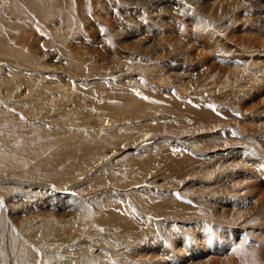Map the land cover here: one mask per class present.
<instances>
[{"label": "rangeland", "instance_id": "obj_1", "mask_svg": "<svg viewBox=\"0 0 264 264\" xmlns=\"http://www.w3.org/2000/svg\"><path fill=\"white\" fill-rule=\"evenodd\" d=\"M81 2L88 6L85 15ZM254 3L264 9V0H68L61 2L67 23L61 33L28 8L36 19L31 25L22 4L20 12L15 0H0V36L14 50L36 57L32 66L0 57V264H45L47 256L59 252L61 258L51 264H223L224 259L264 264L258 252L245 259L248 233L256 226L242 232L238 216L252 209L254 200L264 199L260 138L248 131L243 136L236 128L233 135L230 124H223L236 141L222 151L196 146V141L187 149L167 143L172 135L195 134L194 121L184 120L185 100L203 105L198 97L204 96L218 110L231 108L233 101L221 96L234 85L232 69L241 66L240 75L246 65L264 69L263 56L235 47L225 65L229 75L223 78L197 79L183 62L188 54L220 57L238 35L262 33L260 23H247L252 10L245 8L249 13L244 17L236 14ZM234 8L240 11L232 12ZM101 21L108 23L107 32ZM14 75L19 79L8 85L6 78ZM257 98L256 104L263 102L264 94ZM253 105L240 99L239 114L252 120L243 118V127L264 125L263 109ZM152 121L154 125L139 129ZM185 124L189 127L183 128ZM169 160L181 167L197 164L193 172L171 179L174 173L162 171L166 165L165 171L170 169ZM244 178L249 181L242 185ZM151 181L155 188H150ZM167 190L177 192L176 201L165 196ZM245 196L250 198L245 201ZM124 198L153 234L164 236L161 246L155 245L152 233L139 235L146 238L144 243L115 242L127 235L121 224L131 219L119 206ZM185 198L192 200V209L181 204ZM222 199L229 201L227 207ZM223 210L236 213L231 218L236 223L222 227ZM221 228L233 243L221 242ZM209 230L214 232L211 242ZM86 234L96 238L85 250ZM166 241L175 246L169 256L163 251V242L169 247Z\"/></svg>", "mask_w": 264, "mask_h": 264}, {"label": "bare ground", "instance_id": "obj_2", "mask_svg": "<svg viewBox=\"0 0 264 264\" xmlns=\"http://www.w3.org/2000/svg\"><path fill=\"white\" fill-rule=\"evenodd\" d=\"M23 1H25L26 3L24 4L23 2L22 3H19V2H21L20 0H15V3H16V6H14V7H17L16 9H19V11L21 12V9H25L26 11H27V9L29 8V9H31V11H34V13H37V16L39 17V19H41L43 22L44 21H47L46 20V17H45V15H43L41 12V10L40 9H37L35 6H39V7H43L44 6V4H43V2L44 1H42V0H36L35 1V3H34V0H23ZM41 1V2H40ZM68 0H66V1H64V0H62L61 2L64 4L65 2H67ZM3 2V1H2ZM50 1H48V3H49ZM13 3V2H12ZM52 2H50V4H51ZM219 3V2H218ZM3 4V3H2ZM23 6H22V5ZM81 6H80V9L82 8V14H84L85 15V12H83V11H86V9L88 8V6H87V4H85V3H83V2H81ZM14 5V4H13ZM60 4L59 3H57V6L56 7H58ZM65 5V4H64ZM214 5H216V3L214 4ZM23 8H22V7ZM34 6V7H33ZM61 6V5H60ZM90 6V5H89ZM247 6V5H246ZM71 7V6H70ZM241 7H243V10L241 11V13L240 12H237L236 14H237V16H242V17H244V16H246V14H247V9H249V11L250 10H252V13H250V14H252V15H250L251 16V18H252V21L250 20V22H247V23H250L251 24V22H253V21H256V22H258V23H260L259 24V30H262V33H263V35H262V33L261 32H259V31H257V33H254V35H250V36H244L243 34L242 35H238V37L237 36H235V37H237V38H235V40H236V42L234 43L235 45H233V46H231V45H228V50L226 49L225 51H223L222 50V53H221V58L219 57V56H217L216 57V55L215 56H205L204 54H207L206 52H203V53H201V54H199V55H196V56H194V55H189L188 54V57H185L184 58V64L185 65H187L188 67H189V69H194V72L196 71V75H195V78H197V79H199V78H204V77H210V76H213V75H216V76H214V77H219V75H221V77L223 78V76L224 75H229L228 73V71L230 70V69H228L227 68V66L225 67V65H228L229 63H228V59H230L229 57H230V55H231V50H238L239 49V51L240 50H245L246 51V49H247V54H250V52L251 53H256L257 54V56H263L264 57V37H262V36H264V9H263V7H262V5L260 6L259 4H253L252 5V8L250 7H245V6H241ZM5 8V7H4ZM53 8V7H52ZM101 8H103V7H101ZM245 8H247V9H245ZM64 9V8H63ZM255 9H259V10H256L255 11ZM24 10V12H25V19L27 20V21H30V23H31V25H33V21H36V19H35V17H34V15H31L30 14V10L29 11H25ZM44 10V9H43ZM46 10V9H45ZM219 10V9H218ZM39 11V12H38ZM107 11H109V10H107V5H105V8L103 9V12H107ZM235 11H240L239 10V8L237 9V8H234L233 9V11L232 12H235ZM259 11H262V12H259ZM45 13L47 12V11H44ZM102 12V13H103ZM227 12L229 13V12H231V9H228L227 10ZM9 13V12H8ZM249 13V12H248ZM108 14V13H107ZM231 14V13H230ZM233 14V13H232ZM49 15V14H48ZM86 15H87V12H86ZM109 15V14H108ZM234 15V14H233ZM232 15V16H233ZM16 17V16H15ZM19 17V16H18ZM235 17V16H234ZM238 17V18H239ZM249 17V16H248ZM3 18V17H2ZM37 18V17H36ZM89 18V17H88ZM222 18V17H221ZM220 18V19H221ZM247 18V17H246ZM250 17H249V19H251ZM23 19V18H22ZM87 19V18H86ZM5 20V19H4ZM20 20V19H19ZM233 18L231 19V20H229L230 22H233ZM237 21V20H236ZM21 22V21H20ZM102 22V31L103 32H105L108 28V23H105L104 21H101ZM243 22V21H242ZM46 23V22H45ZM238 23V22H237ZM245 23V22H244ZM107 24V25H106ZM254 24V23H253ZM257 24V23H256ZM30 25V24H29ZM248 25V24H247ZM104 27L106 28V30L104 29ZM219 27V26H218ZM249 27V26H248ZM256 28H257V26H256ZM0 30H1V28H0ZM243 30V29H242ZM242 30H240L241 32H243ZM216 31V30H215ZM239 31V30H238ZM107 32V31H106ZM224 32H226V34H227V31H224ZM229 32V31H228ZM250 32V31H249ZM2 33V32H1ZM5 34V33H4ZM103 34H105V33H103ZM224 34V33H223ZM226 34H224L225 35V37H226ZM251 34H252V32H251ZM223 35V36H224ZM229 35V34H228ZM231 36V35H230ZM253 36V37H252ZM224 37V38H225ZM197 38V37H196ZM233 38V37H232ZM9 40V39H8ZM7 39H4V37H2V36H0V57H4V58H7V59H10L11 61H17V62H19V63H22V64H24L25 66H32L34 63H33V58H36V57H34V56H32L31 54L30 55H28V54H24V53H21V52H18V51H16V50H14L12 47H10V45H9V41H8ZM225 40V39H224ZM227 42V41H226ZM194 43H196V42H194ZM231 43V42H230ZM223 44V43H222ZM197 45V44H196ZM226 45V46H227ZM225 46V45H224ZM183 47V46H182ZM191 47V46H190ZM202 47V46H201ZM204 47V46H203ZM236 49H235V48ZM181 48V47H180ZM194 49V48H193ZM184 51V50H183ZM195 51V50H194ZM187 52V51H186ZM36 54V53H35ZM182 55V54H181ZM256 56V57H257ZM255 60V59H254ZM245 61V60H244ZM247 61V60H246ZM253 61V60H252ZM258 61V60H257ZM213 62V63H212ZM260 62V61H259ZM33 63V64H32ZM218 63H221V68L219 67V64ZM239 63V62H238ZM195 64V65H194ZM198 64H199V67H197L198 66ZM200 64L202 65V66H200ZM245 64V63H244ZM247 64V63H246ZM249 64V63H248ZM257 64V63H256ZM263 64V63H262ZM186 66V67H187ZM229 66V65H228ZM247 67L249 66V65H246ZM238 67H240L241 68V66H238ZM247 67H244V70H243V73H241L242 75H240V72L238 71V70H234L235 68H233L232 70H233V74H231V76L234 78V80H235V82H234V85L231 87V89L227 92V90H225V92H224V94H223V96H221L222 98L223 97H228L229 99H231V101H233V107H231V108H227V109H221V110H218V109H216L214 106H213V104H212V101H214V100H207V99H203V97H198V96H196V97H198V98H201V101L204 103L203 105H199V103L197 102V101H195V100H193V99H189V100H185V103H187L188 104V106H187V109L189 110H186L185 111V113H184V117L186 118H184V120L185 121H189L190 120V118L194 121L193 123L195 124V126H196V129H194V131L193 132H195V134L194 133H192V134H188V135H184L183 133L181 134V135H179V136H177V135H172V136H170L169 137V139H168V142L167 143H169L170 141L173 143V144H175V145H177V146H179V148H184V149H187V148H190V146H193L192 145V142H194V141H196V146L197 145H200L199 147H202V148H209V150H213V152H215V151H217V150H224V149H226L229 145H232L233 144V141L235 142L236 140H234V138L233 137H231V136H229V134H230V130H225V128H223L222 127V125L223 124H230V127H231V131H232V133H233V131H234V129L233 128H236L237 130H239V131H241V133L243 134V136H244V134H245V132H250V134H252L253 136H255V137H257V138H260V139H256L257 140V142L258 143H260L261 144V146H262V148H263V151H264V125H260L259 127H257L258 126V124H257V126L256 127H254L252 124H250V126H249V124H248V126L247 125H245V127H247V128H245V127H243L242 125H244V124H242V120H243V115L241 116V114H239V111H238V106L240 107V99H241V101H250V102H252V101H254V105L253 106H256V105H258L257 107L259 108L260 107V109H263V111H262V114H263V112H264V105L263 106H261V104L262 103H264V99H263V102H261V101H258L257 102V104L255 103V101L258 99L257 97L259 96V94H264V69H262V70H259V69H253V68H247ZM249 67H251V66H249ZM264 67V66H263ZM204 68H206V70H204L203 71V69ZM228 70V71H227ZM218 71V72H217ZM240 71H242V70H240ZM215 72H217V73H215ZM239 73V74H238ZM7 79V83H8V85H15L16 84V82H17V80L19 79L18 77H15V75L13 76V78H12V76L10 77V78H6ZM206 79V78H205ZM230 79H231V77H230ZM237 79V80H236ZM233 80V81H234ZM166 82H169V78H167L166 80H165ZM224 81V80H223ZM226 81V80H225ZM245 86H249L248 88H247V90H244L242 87H245ZM9 87V86H8ZM245 88V89H246ZM74 90V89H73ZM233 90H235V92H237V93H235ZM9 91V90H8ZM8 91H6V92H8ZM12 91V90H11ZM75 91H76V88H75ZM15 93V92H14ZM70 93V92H69ZM165 94H168L167 92H164ZM243 93V94H242ZM244 93H245V95H244ZM170 94H173L172 92H170ZM9 95V94H8ZM66 95V94H65ZM174 95V94H173ZM259 98H261V97H259ZM5 99V98H4ZM3 99V100H4ZM262 100V99H261ZM6 101V100H5ZM192 102H197V103H195L194 105H193V103ZM7 104V103H6ZM199 105V106H198ZM252 109H254V107H250V110H252ZM237 110V111H236ZM36 112V111H35ZM241 112V111H240ZM243 112H245L244 110H243ZM241 116V117H239V116ZM249 116V115H248ZM245 119V118H244ZM149 121V120H148ZM183 121V120H182ZM246 121H252L251 119H245L244 120V122H246ZM153 122V121H152ZM150 122V123H143L142 125H140V127H139V129H141V128H144V127H146V126H148V125H154L155 123L153 122ZM183 123V122H182ZM259 123H260V121H259ZM255 124V123H254ZM220 125H221V130L219 129V127H220ZM186 127H189V125H184V127L183 128H186ZM169 128H170V126H169ZM223 128V129H222ZM227 128V127H226ZM235 129V132L237 131ZM178 130V129H177ZM221 131V133H219L218 131ZM185 131V130H184ZM252 132V133H251ZM189 133V132H188ZM198 133V134H197ZM196 135H198L197 137H196ZM251 135V136H252ZM189 137V138H188ZM191 137H193V138H191ZM236 137V136H235ZM254 137V138H255ZM242 138V137H241ZM246 138H248V137H246ZM145 139V138H144ZM147 140H149L150 139V137H148V138H146ZM145 139V140H146ZM236 139H238V138H236ZM251 139V138H250ZM238 140H240V139H238ZM249 140V139H248ZM240 141H242V139L240 140ZM142 142V141H141ZM151 143H154V141L152 140L151 141ZM166 143V141H165V144H167ZM247 143V142H246ZM161 145L162 144H164V143H160ZM236 144H238V143H236ZM239 144L240 145H242L240 142H239ZM248 144V143H247ZM252 144V143H251ZM154 145V144H153ZM255 145H256V142H255ZM250 146H252V145H250ZM233 148H234V146H232ZM239 147V146H238ZM244 147V146H243ZM256 147V146H255ZM236 148V147H235ZM245 148H247V146L245 147ZM257 148V147H256ZM249 149V148H248ZM255 149V148H254ZM207 150V149H206ZM245 150V149H244ZM256 150V149H255ZM261 150V149H260ZM259 150V151H260ZM242 151H243V149H242ZM246 151V150H245ZM245 151H243V152H245ZM248 151V150H247ZM252 151H254V150H252ZM190 152V151H189ZM220 152V151H219ZM242 152V153H243ZM186 153V152H185ZM246 153V152H245ZM250 153H252L253 154V152H249V154ZM258 152H256V154H257ZM260 153V152H259ZM226 154H228L227 152H226ZM235 154V153H234ZM237 154V153H236ZM255 154V153H254ZM251 155V154H250ZM187 156V155H186ZM253 156V155H252ZM256 157V156H255ZM254 157V158H255ZM253 158V157H252ZM247 160H248V157H247ZM190 161V160H189ZM250 161V160H249ZM254 161H256V160H254ZM260 161V160H259ZM169 162H170V165L168 164V166H169V170H167V171H165L166 170V166L164 167V169H162V171H163V173L165 172V174H169L170 176L174 173L175 175H173V177H171V179H173V178H175V177H177V176H179V175H186L187 173L189 174V173H191V172H193V170L196 168V164L197 163H194V161H190L191 162V164L189 165V166H179L181 163L180 162H178L177 160H169ZM222 162V161H221ZM240 162V161H239ZM256 162H258V161H256ZM261 162V161H260ZM260 162L258 163V164H260ZM200 163V162H199ZM257 167V166H256ZM260 168V167H259ZM258 168V169H259ZM192 170V171H191ZM243 170H245L246 171V173H247V171L249 172V170H246V169H243ZM257 170V169H256ZM264 170V169H263ZM251 172H253L252 170H250ZM152 171L150 170V172L149 173H151ZM155 172V171H154ZM157 172V171H156ZM230 172H231V170H230ZM237 172V171H236ZM241 172V171H240ZM244 172V171H243ZM246 173H244V174H246ZM254 173V172H253ZM257 173H258V171H257ZM256 173V174H257ZM239 174V173H238ZM243 174V173H242ZM248 174V173H247ZM259 174V173H258ZM249 175V174H248ZM250 175H252V173L250 174ZM253 176V175H252ZM155 177V176H154ZM249 177H251V176H249ZM261 177V176H260ZM156 178V177H155ZM231 178V177H230ZM237 178H238V176H237ZM241 178V177H240ZM235 179V178H234ZM257 179V178H256ZM154 180V179H153ZM230 180V179H229ZM245 180L246 181H249V180H247L246 178H244V182H243V184L242 185H245L244 183H246L245 182ZM251 180V179H250ZM259 180V179H258ZM155 181V180H154ZM172 181V180H171ZM239 182L241 181V180H238ZM238 181L236 182L235 181V185H236V183H238ZM251 181H253V179L251 180ZM250 181V183H252ZM153 181H151L150 182V184H149V186H150V188H151V186H152V188H155V186L153 185ZM233 183V182H232ZM155 184V183H154ZM239 184H241V182L239 183ZM241 185V186H242ZM250 185V184H249ZM237 186V185H236ZM245 188H246V186H245ZM244 189V188H243ZM247 189V188H246ZM258 189V188H257ZM148 190H150V189H148ZM235 190V189H234ZM248 190V189H247ZM43 191V190H42ZM176 191V190H175ZM225 191H228V190H225ZM230 191V190H229ZM236 191V190H235ZM252 191H253V189H252ZM254 191H256V190H254ZM137 192V191H136ZM143 192V191H142ZM145 192V191H144ZM146 192H148V191H146ZM152 192H159L158 190H153L152 189ZM238 192V191H237ZM237 192H235L236 194H237ZM240 192V191H239ZM242 192V191H241ZM258 192V191H257ZM232 193H234V192H232ZM254 192H252V194H253ZM261 195L264 193V190H263V193H262V190H261V192H259ZM164 194H165V196H171V198H173L175 201H176V194H177V192H173V191H170V190H167V191H165L164 192ZM236 194H234V195H236ZM247 194V193H246ZM245 194V195H246ZM258 194V193H257ZM260 194L258 195V196H260ZM238 195V194H237ZM240 195V194H239ZM243 195V194H242ZM257 196V197H258ZM241 197V196H240ZM256 197V198H257ZM239 198V197H238ZM247 198H250V196H245L244 197V200L245 199H247ZM255 198V197H254ZM255 198V199H256ZM118 199H120V198H118ZM263 199V197L261 198L260 197V201H256V200H254L253 201V199H251L254 203L253 204H255V205H253L254 207L252 208V209H250V210H243V211H240L241 213L240 214H238V216H239V218H240V220L239 221H242L243 223H241L240 224V226H241V230H242V232H243V230L245 229V228H248L249 226V228H251V227H255L256 226V228H255V230H254V232L252 233V232H249L248 233V237H247V244H246V247H245V254L246 255H244L245 256V259H249L250 257H251V254H252V252L255 254L256 252H258L259 254H260V256L261 257H264V210H260L259 209V206L261 207V208H263L264 209V199ZM114 200V199H113ZM223 200V199H222ZM221 200V201H222ZM114 201H116V199L114 200ZM125 201V202H124ZM124 201H119V206L121 205V207L122 206H124V208H125V214H127L126 216H131V219H126V222H124L123 224H121L122 225V227H121V229H123V233L124 232H127V235L125 236V237H122V238H119V239H117V238H115V239H117L115 242H117V241H119L120 243H122V245H128L129 244V240H133V244H130V245H134V243L135 242H139L140 241V243H144V242H146V238L144 239V237H139V235H141V234H143V233H145V234H151L152 233V231L151 230H153V229H150L149 227H147L146 226V219H141V218H139V217H137V215L136 214H134L133 213V210L132 209H130V208H132L131 207V203L130 202H128L127 200H126V198H124ZM224 201V200H223ZM246 201V200H245ZM179 202V201H178ZM181 202V204L183 203L184 205H185V207L189 210V208H191L192 209V207L193 206H191V205H193V202H192V200L190 201H188V199L187 198H185L184 200H181L180 201ZM180 202H179V204H180ZM261 202V203H260ZM117 203H118V201H117ZM142 203V202H141ZM180 204V205H181ZM228 204H229V201H224L223 203L221 202V205H223V206H225V207H227L228 206ZM117 206H118V204H116ZM142 205H143V203H142ZM242 205V204H241ZM252 205V204H251ZM237 206V205H236ZM181 207V206H180ZM128 209H130V210H128ZM222 209H223V207H222ZM243 209V208H242ZM241 209V210H242ZM231 211V210H230ZM233 211H234V209H233ZM128 212V213H127ZM235 212V211H234ZM233 212V213H234ZM232 212H228V211H226V210H223L222 212H221V220H224L223 222L221 221V223H223V225H222V227H228L227 225H225V223H227V224H234V223H236V222H234L235 220H232L231 218H233V217H236L235 215H236V213H234L233 214ZM93 214V213H92ZM91 213L89 214V216L90 215H92ZM106 216V215H105ZM217 217V216H216ZM218 218V217H217ZM153 220V219H152ZM151 220V221H152ZM145 222V223H144ZM127 223V224H126ZM126 224V225H125ZM128 225V226H127ZM150 225V224H149ZM123 226H126L125 228H123ZM143 226H144V228H143ZM145 226H146V231H144L145 230ZM153 226H155L154 224H153ZM158 226V225H157ZM156 226V227H157ZM184 226H187L186 225V223H184L183 224V227ZM237 226V225H236ZM239 226V225H238ZM248 226V227H247ZM230 228H232L233 226H229ZM159 228V227H158ZM144 229V230H143ZM149 229V230H148ZM156 229V228H155ZM233 229V228H232ZM223 230V231H222ZM231 230V229H230ZM87 231V230H86ZM133 231V232H132ZM155 231V230H154ZM160 231V230H159ZM221 242H227V243H233L232 241V238H231V234H229V235H227V234H225V233H227V231L224 229V228H221ZM130 232V233H129ZM195 232V231H194ZM228 233H230V231L228 232ZM252 233V234H251ZM247 234V233H246ZM198 235V234H197ZM143 236H144V234H143ZM126 237H128V238H126ZM95 238L96 237H93V236H90L89 234H86L85 235V243H87L88 244V247H86V246H83V248H85V250H86V248H91V245H93L92 243L93 242H95ZM101 239H103L102 237H100ZM151 238H153L156 242H155V245H160L161 244V242L160 241H162L163 239H164V236L163 237H161V238H159V236L158 235H156V234H153L152 233V235H151ZM99 239V238H98ZM105 239V238H104ZM195 239V238H194ZM171 240H173V239H171ZM199 240V239H198ZM128 241V242H127ZM164 241H165V239H164ZM167 242V241H166ZM194 243H197V242H199V241H193ZM139 243V244H140ZM168 244V246L169 247H167V246H165V244L166 243H164L163 242V244H164V254H166L167 256H169V252H170V250H171V247H175V246H173L174 245V242H172V241H170V242H167ZM249 243H254V244H252V245H249ZM110 246V245H109ZM161 246V245H160ZM229 246H225V248L227 249ZM238 247V246H237ZM242 247H243V245H242ZM53 248H55V247H53ZM114 249H115V247H113ZM240 249H242V248H240ZM57 251H59V250H57ZM233 251V250H232ZM240 251V250H239ZM238 251V252H239ZM242 251H244V250H242ZM60 253V252H59ZM59 253H55V255H57V256H50V257H46V259L44 260L45 261V264H51V263H53L56 259H60L61 258V256H58L59 255ZM233 253V252H232ZM241 253H243V252H241ZM68 254V253H67ZM85 254V253H84ZM87 254V253H86ZM107 256L106 257H108V256H110V254H107V253H105ZM61 255V254H60ZM177 255V254H176ZM68 257V256H67ZM227 257V256H226ZM65 258V257H64ZM234 258V257H233ZM232 258V259H233ZM238 258V257H237ZM239 259V258H238ZM242 261V260H241ZM221 262L223 263V264H232V263H229V262H231L230 261V259L229 260H221ZM248 262V261H247ZM239 263V262H238ZM243 263V262H242ZM234 264V263H233ZM250 264V263H249Z\"/></svg>", "mask_w": 264, "mask_h": 264}, {"label": "crops", "instance_id": "obj_3", "mask_svg": "<svg viewBox=\"0 0 264 264\" xmlns=\"http://www.w3.org/2000/svg\"><path fill=\"white\" fill-rule=\"evenodd\" d=\"M35 1L36 0H34V3H35ZM42 1H44L43 2V4H44L43 7H39L40 5L39 6L37 5L35 7L37 9H40L42 11L41 13L43 15H45L46 20H47V22H46L47 24H45V26H47L49 28H52L51 26L53 25V26L57 27L56 29H58V32L64 33L65 32V29H66L67 23H66V19H65L66 15L61 13V6H60L61 5V2L60 1H62V0H42ZM48 1H50L52 3L50 4V2L48 3ZM57 3L60 4L58 7H56L57 6ZM44 11H47V12L45 13ZM56 22H60V23L54 24ZM68 27H69V31L68 32H70L72 30L70 23H69V26ZM68 27H67V29H68Z\"/></svg>", "mask_w": 264, "mask_h": 264}, {"label": "snow or ice", "instance_id": "obj_4", "mask_svg": "<svg viewBox=\"0 0 264 264\" xmlns=\"http://www.w3.org/2000/svg\"><path fill=\"white\" fill-rule=\"evenodd\" d=\"M234 135V133H233ZM219 227L220 226H217V231L219 230ZM206 238L211 242V240L214 238V232L212 230H209L207 233H206Z\"/></svg>", "mask_w": 264, "mask_h": 264}]
</instances>
